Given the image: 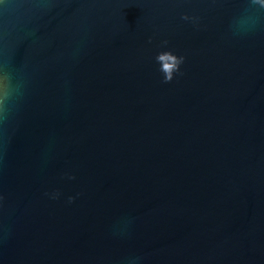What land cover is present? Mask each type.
Returning a JSON list of instances; mask_svg holds the SVG:
<instances>
[{
  "label": "water",
  "instance_id": "obj_1",
  "mask_svg": "<svg viewBox=\"0 0 264 264\" xmlns=\"http://www.w3.org/2000/svg\"><path fill=\"white\" fill-rule=\"evenodd\" d=\"M0 76V264H264L260 5L0 0Z\"/></svg>",
  "mask_w": 264,
  "mask_h": 264
},
{
  "label": "clouds",
  "instance_id": "obj_2",
  "mask_svg": "<svg viewBox=\"0 0 264 264\" xmlns=\"http://www.w3.org/2000/svg\"><path fill=\"white\" fill-rule=\"evenodd\" d=\"M255 5H260L261 8H264V0H250V8ZM255 24L256 18L251 14L250 9H246L233 21L232 28L236 34H245L250 31ZM10 95L7 77L0 76V113L3 112L4 105L6 101L10 99ZM124 222L130 225L131 220L126 218ZM134 264H137V258H134Z\"/></svg>",
  "mask_w": 264,
  "mask_h": 264
}]
</instances>
